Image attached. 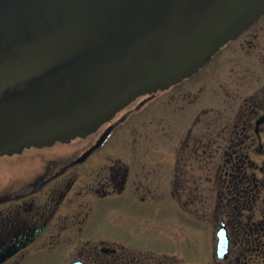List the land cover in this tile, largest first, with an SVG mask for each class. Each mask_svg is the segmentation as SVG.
Listing matches in <instances>:
<instances>
[{
  "label": "flooded vegetation",
  "instance_id": "af4514ba",
  "mask_svg": "<svg viewBox=\"0 0 264 264\" xmlns=\"http://www.w3.org/2000/svg\"><path fill=\"white\" fill-rule=\"evenodd\" d=\"M262 22L264 14L226 43L195 74L167 89L139 96L91 134L0 156V254L4 258L0 259V264H27L33 257L47 256L65 264L68 256L65 250L71 249L74 256L67 264L77 261L145 264L150 256L142 258V262L120 242L100 234L98 216L113 202L125 197L143 202L160 197L183 199L184 180L189 184L194 179L190 168H208L210 163H218L219 167L217 209L229 208V218L225 221L230 233H235L226 260L259 264L255 255L264 258V49L260 47L257 31ZM246 43L249 52L237 49ZM243 59L250 60L249 81L253 92L244 98L250 107H240L237 111V65ZM233 68L236 73L232 80L234 98L227 100L232 110L229 113L232 122L228 123L229 144L211 148L212 135L197 140L189 132L186 143L176 145L179 125L189 122L188 113L179 114L175 105L177 96L182 99L193 95L196 85L204 82L219 91L216 97L204 91L205 100L223 98L225 102V95L231 92L221 82L220 86L216 82L229 79L228 71ZM168 95V100H175V104L171 103L174 109L168 112L171 118L165 119L162 101ZM197 100L196 95L190 103L198 105ZM150 111H157V125L172 122H168L171 144L160 143L158 126L157 149L152 153L144 145H128L119 139V132L123 133L135 119L146 117ZM153 160L156 165L149 169ZM153 172L157 176L155 181L160 183L157 187L163 192L153 193L147 187L146 180ZM206 179L209 181L210 177L207 175ZM194 184L195 181L187 187V201L195 200ZM173 260L166 256L159 264H171Z\"/></svg>",
  "mask_w": 264,
  "mask_h": 264
},
{
  "label": "water",
  "instance_id": "95a60500",
  "mask_svg": "<svg viewBox=\"0 0 264 264\" xmlns=\"http://www.w3.org/2000/svg\"><path fill=\"white\" fill-rule=\"evenodd\" d=\"M262 14L264 0H0V156L91 134ZM218 236L227 259L225 222Z\"/></svg>",
  "mask_w": 264,
  "mask_h": 264
},
{
  "label": "rangeland",
  "instance_id": "374dc122",
  "mask_svg": "<svg viewBox=\"0 0 264 264\" xmlns=\"http://www.w3.org/2000/svg\"><path fill=\"white\" fill-rule=\"evenodd\" d=\"M259 29L257 31L260 32V47L264 49V22L259 25ZM244 45L243 48L241 47L242 44L240 47L237 46V49H242L245 53L249 52L250 48L248 44ZM249 61L245 62L243 59L237 65V111L240 107L243 109L250 107L249 103H246L244 100L246 96H249L253 92L249 81L252 74ZM228 73L231 75L229 79L225 80V82L219 79L216 82L218 85L221 82L231 92V94L225 95V98H227L225 102L222 101L223 98L222 100H209L208 98L205 100L203 98L204 91H210V96L212 97L219 96V91L216 87H210L208 84L205 85L204 82L196 85L193 95H188V97L183 96L184 98L182 99L177 96L175 99L177 101L176 104L174 103L175 100H168L169 96L162 101V111L166 112V116L163 115L165 119L167 117L171 118L168 112L171 113L174 109L173 104L177 105L180 115L188 113V125H179L180 133L177 142H175L176 145L185 144L189 132L192 133V138L194 137L197 140L200 138L207 139L206 135H212L210 139H213L214 142L211 143V148H217L218 146L223 148V146L229 144L231 131L228 129L230 128L228 127V123L231 124L232 122L229 120V113L232 110L227 100L229 99L228 97L234 98L232 88L234 84L232 80H234L236 73L234 68L229 69ZM196 95L198 96L197 102L199 106L195 102L190 103ZM157 122V111H150V114L146 117L135 119L120 134L119 139L128 145H144L147 147L145 149L152 153L157 147V140L159 139V132H156L158 126L161 132L160 143L164 141L163 144H171L169 135L171 130L170 124L172 122L168 121L170 124L166 122L161 126L157 125ZM222 129L223 133H221ZM189 142L193 144L191 139ZM206 143L207 141H205ZM151 164L148 167L149 169L153 168V165H156L154 160ZM183 169V171L187 170L186 168ZM218 170V163H210L208 168H198L197 166L192 169L190 168L192 178L194 179H191L188 183L190 184L195 181L193 185L195 200L192 201L186 200L189 184L183 179V199L160 197L156 200L143 202L137 198L125 197L119 202H113L109 209L97 218V222H99L98 227L101 230L100 234L105 237L110 236V239L113 241L120 242L132 252V256L138 257L140 260L145 256H150V259L145 260V264H159L160 260H164L166 256L175 259L171 261V264H236L233 260L220 261L216 255L218 243L217 230L220 227L221 221L226 220V218L228 219L230 213L228 207H225V210L217 209ZM145 175L147 176V172ZM149 175L150 178H148V181L146 180L147 187L153 190V193L163 192V189L157 187L160 183L155 181V177L157 179V176L154 175V172ZM207 175L210 177L209 181L206 179ZM185 176L188 175L184 174ZM202 177L204 179L203 182ZM166 179L168 180V177ZM166 179L164 178L165 181ZM260 204L258 207H260ZM186 207L194 212L192 213ZM234 234V232H231L232 238ZM65 251H67L68 255L65 263L67 264L72 260L74 250ZM259 257L255 255V258L259 261L258 263L264 264V258ZM27 264L60 263L55 257L47 256L33 257Z\"/></svg>",
  "mask_w": 264,
  "mask_h": 264
}]
</instances>
